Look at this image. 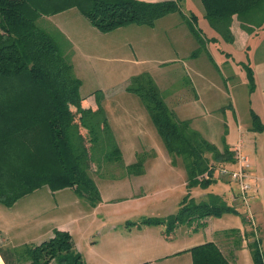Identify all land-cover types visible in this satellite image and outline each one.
I'll use <instances>...</instances> for the list:
<instances>
[{
    "label": "rangeland",
    "instance_id": "374dc122",
    "mask_svg": "<svg viewBox=\"0 0 264 264\" xmlns=\"http://www.w3.org/2000/svg\"><path fill=\"white\" fill-rule=\"evenodd\" d=\"M180 8V13L166 14L152 25L129 24L110 32L99 31L76 8L36 20L72 64L86 108L94 109L97 103L103 107L122 160L90 163L99 190L96 203L71 188L52 191L42 186L8 208L0 204V228L10 241L31 245L36 242L29 240L36 241L37 235L47 240L48 232L62 227L84 264H145L143 259L155 253L146 251L154 241L179 249L215 230L237 228L245 234L253 231L264 253V22L247 33L233 16L235 39L230 42L210 25L200 0H184ZM192 13L204 39L194 56L191 52L199 45L182 15ZM141 73L153 78L176 117L189 120L205 140L220 150L242 143L240 153L249 159L242 179L248 186L245 194L233 179L236 162L225 167L226 173L215 168L214 181L207 185L188 186L182 160L172 162L143 101L126 89L130 77ZM253 114L262 129L256 128ZM80 132L87 136L85 129ZM211 193L235 211L209 217L207 229H191L190 235L186 225L177 226L175 237L167 239L162 234L166 225L141 223L176 213L186 195L200 201ZM235 250L233 244L223 249L227 257ZM175 257L152 264H188L190 253ZM238 264H254L248 251L240 250Z\"/></svg>",
    "mask_w": 264,
    "mask_h": 264
},
{
    "label": "trees",
    "instance_id": "16d2710c",
    "mask_svg": "<svg viewBox=\"0 0 264 264\" xmlns=\"http://www.w3.org/2000/svg\"><path fill=\"white\" fill-rule=\"evenodd\" d=\"M182 1L0 0V204L9 207L42 186L52 191L71 188L80 198L96 203L99 190L90 163L122 160L103 107L97 103L94 109L86 108L79 91L81 80L72 64L55 38L38 27L36 20L76 8L99 31L110 32L129 24L152 25L166 14L180 13ZM200 2L210 25L230 42L235 39L233 16L247 33L264 22V0ZM182 15L199 45L191 52L194 56L204 46V39L196 15ZM247 76L252 85L249 67ZM126 89L143 101L172 162L182 160L188 186L207 185L214 181L215 168L235 162L234 150L218 149L191 128L189 120L176 117L148 73L131 76ZM253 119L259 121L256 114ZM255 126L263 127L259 122ZM232 210L218 194L211 193L200 201L186 195L176 213L141 223L166 225L163 236L171 239L177 226L199 230L209 217ZM222 232L217 236L223 240L222 249L212 241L188 249L192 264H231L222 250L232 244L240 249L243 234L236 228ZM254 236L253 231L245 235L246 247L254 264H264V253ZM1 253L6 264H84L70 233L57 229L39 244L1 248Z\"/></svg>",
    "mask_w": 264,
    "mask_h": 264
},
{
    "label": "crops",
    "instance_id": "0c3cea01",
    "mask_svg": "<svg viewBox=\"0 0 264 264\" xmlns=\"http://www.w3.org/2000/svg\"><path fill=\"white\" fill-rule=\"evenodd\" d=\"M148 1H156V0H148ZM113 134H114V132H113ZM114 136H115V134H114ZM115 139H116V136H115ZM238 145H240V147H241L242 146V143L236 144L235 146H238ZM120 151H121V154H122V150L121 149H120ZM169 157L171 159V156L170 155H169ZM5 207H7V206H5ZM207 227L208 226H206V227H204L202 229H207ZM55 229H57V228H55ZM60 229L65 231V228H62V227H59V229H57V230H60ZM2 230L3 229L0 228V264H6L5 263V260L3 258V255L1 253V248H8V247H13V246H18V245H21V244L25 243L26 241L23 242V243L10 241V239L5 235V233ZM185 230H187L186 233L187 234L190 233V235L193 232L191 230V228H188V229L185 228ZM238 230L240 231V229H238ZM245 232H247V231H245ZM245 232H241L240 231V233L243 234V242L246 239ZM220 233L221 234L223 233L222 230H218V231L215 230L213 232V234L212 235H208L206 237V239H204L202 241H195V243H192L190 245H185V246L177 247L179 249H175V248L168 249L169 246H170V244H164V243H170V242H162L161 240L154 241L151 246H147L146 251L147 252H155V253H153V255H151V256L146 257L145 259H143L142 262L145 263V264H152V263H155L157 261H165L166 258H170V257H175L176 256L175 258H177L179 253L185 252V251H187L188 253H190V251L188 249H190L191 247H193L195 245H199V244H202V243H205V242H208V241L214 242L217 246H219L222 249L223 248V245H224L223 240H221V238L217 237L218 235H220ZM52 234H53V231L52 232L51 231L48 232L46 238L51 237ZM162 234H163V231H162ZM174 237H175V235H174ZM174 237H172L171 239H173ZM35 240L36 241L29 240V242H36V243H31V244H39L40 242L44 241V239L42 240L41 235H37V237L35 238ZM73 244H74L75 249L78 251L77 246L75 245V243H73ZM162 246L165 247V250H163V251L162 250H159L160 249L159 247H162ZM240 250H244V251L247 252L248 249L246 247V244L245 245H242L241 248L240 249H237L234 253L231 252V251H229V253H228L229 254V261H230L231 264H238V255H239ZM231 255H233V257H231ZM185 264H186V262H185ZM188 264H192L191 253H190V259H189V263Z\"/></svg>",
    "mask_w": 264,
    "mask_h": 264
},
{
    "label": "built area",
    "instance_id": "2783aa9c",
    "mask_svg": "<svg viewBox=\"0 0 264 264\" xmlns=\"http://www.w3.org/2000/svg\"><path fill=\"white\" fill-rule=\"evenodd\" d=\"M240 145L235 146L233 148L234 153H235V162L238 164V171L233 173V179H238L239 180V184H240V189L241 192H243L245 194L246 189L248 188V186L243 183L242 179L246 177V169L249 166V159L246 155H242L240 153ZM220 171L222 173H226L227 171L225 170V167H223L222 169H220ZM243 200H246L245 198H243ZM246 221L248 223H253V220L251 218V216H246Z\"/></svg>",
    "mask_w": 264,
    "mask_h": 264
}]
</instances>
